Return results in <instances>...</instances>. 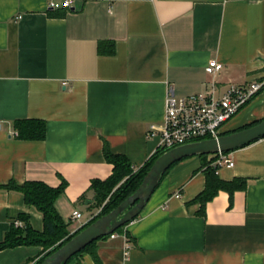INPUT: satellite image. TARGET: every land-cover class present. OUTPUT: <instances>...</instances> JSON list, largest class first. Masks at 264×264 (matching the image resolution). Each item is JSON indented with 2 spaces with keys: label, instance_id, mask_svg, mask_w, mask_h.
<instances>
[{
  "label": "crops",
  "instance_id": "1",
  "mask_svg": "<svg viewBox=\"0 0 264 264\" xmlns=\"http://www.w3.org/2000/svg\"><path fill=\"white\" fill-rule=\"evenodd\" d=\"M51 1L0 0V185L65 180L55 206L76 233L100 212L91 184L112 174L105 143L143 167L158 147L159 136L147 134L163 129L171 87L181 98L214 80L221 90L264 80V0H71L59 9ZM210 60L222 71L208 74ZM23 119L45 121L47 137L20 139L14 123ZM263 119L264 88L223 134ZM228 155L235 166L217 175L244 178L247 188L219 191L202 212L194 199L207 183L203 165L218 157L183 159L126 236L98 242L102 264H264V137ZM21 216L43 229L21 192L0 188V242ZM41 251L3 249L0 264H34ZM70 264L95 262L85 253Z\"/></svg>",
  "mask_w": 264,
  "mask_h": 264
},
{
  "label": "trees",
  "instance_id": "2",
  "mask_svg": "<svg viewBox=\"0 0 264 264\" xmlns=\"http://www.w3.org/2000/svg\"><path fill=\"white\" fill-rule=\"evenodd\" d=\"M109 52L110 54L114 53V45L109 49L108 53ZM14 128L18 137L22 140L41 141L47 137V125L43 120H17L14 123ZM104 151L106 159L113 165V171L105 180L95 179L92 181L91 189L95 192V205L97 208H100V212L91 222L112 212V210L119 206L124 200L129 198L142 184L144 177L154 161L163 154V151L158 152L153 155L143 167L134 170L133 164L128 157L112 153L107 143H105ZM201 157L206 158L208 156L204 155ZM212 161H206L203 165L207 183L205 189L194 199V201L202 205V212H204L206 203L212 200L219 191L225 190L232 196L234 191L247 188L246 186L248 183V180L244 178H235L231 181L221 179V177L217 175L218 166H212ZM66 186L67 182L65 180H63L58 187H52L48 185L47 182L45 183L42 181H27L20 184L12 180L8 183L1 184V189L21 192L24 196L25 203L31 208L34 207L42 214L43 229L41 231L36 230L32 227L29 217L21 216L20 219L24 222V225L21 227L15 226L14 224L12 225L5 239L0 242V251L7 248H16L18 246H39L42 248V251L34 264H42L50 254L73 239L77 232L70 233L68 224L64 221L55 206L57 198L64 193ZM125 227H127V225L118 229L116 233H123ZM107 237L101 238L100 240ZM100 240L88 245L80 253L72 257L67 264H70L76 259L80 261V257L85 253L92 256L95 264H102L98 254V242Z\"/></svg>",
  "mask_w": 264,
  "mask_h": 264
},
{
  "label": "built area",
  "instance_id": "3",
  "mask_svg": "<svg viewBox=\"0 0 264 264\" xmlns=\"http://www.w3.org/2000/svg\"><path fill=\"white\" fill-rule=\"evenodd\" d=\"M71 0L63 2L51 1L50 8H70ZM223 69V64L217 60H210L206 72L216 75ZM264 88V80L254 81L245 85L230 84L221 90L217 81L209 82L208 89L204 92L185 97H176L171 87L166 99L164 127L159 132H149L147 137L159 136V144L154 152H165L172 148L223 135L227 122L246 107L253 98ZM216 166H235V162L228 153L217 154ZM181 196L176 194V198ZM82 213L74 211L72 218L79 219ZM24 222L15 221V226H23ZM125 233L114 232L109 237L116 238ZM131 246H126V258L130 256Z\"/></svg>",
  "mask_w": 264,
  "mask_h": 264
},
{
  "label": "water",
  "instance_id": "4",
  "mask_svg": "<svg viewBox=\"0 0 264 264\" xmlns=\"http://www.w3.org/2000/svg\"><path fill=\"white\" fill-rule=\"evenodd\" d=\"M264 137V119L242 130L218 138L184 144L163 152L152 164L138 189L112 212L88 223L73 239L50 254L42 264H67L76 254L91 243L110 236L130 224L141 213L160 185L166 172L176 163L193 156H210L229 153Z\"/></svg>",
  "mask_w": 264,
  "mask_h": 264
}]
</instances>
